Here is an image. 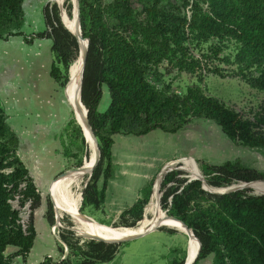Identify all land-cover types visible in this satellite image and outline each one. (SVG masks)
I'll return each instance as SVG.
<instances>
[{
    "label": "trees",
    "instance_id": "obj_1",
    "mask_svg": "<svg viewBox=\"0 0 264 264\" xmlns=\"http://www.w3.org/2000/svg\"><path fill=\"white\" fill-rule=\"evenodd\" d=\"M140 3L142 11L138 12L129 0H114L107 6H102L101 0H80L82 34L89 40L81 96L101 149V160L82 191V212L89 205L100 210L106 201L113 174L115 135L144 136L154 130L176 133L193 120L207 119L216 122L239 144L264 148V115L244 119L224 102L205 94L199 85L208 74L225 76L228 71L221 67L224 64L231 67L232 77L264 91V0ZM24 12V0H0V40L15 36L29 43L36 38L50 39L55 55L51 76L65 87L81 59L76 38L62 24L56 4L44 9L46 29L31 35L22 31ZM204 46L206 51L202 52ZM197 51L200 56L195 54ZM164 62L179 72L198 73V84L186 93L163 85L159 67ZM104 88L110 104L100 111ZM74 123L85 144L81 127L75 120ZM18 147L19 138L9 129L0 99V264H12L19 256L27 264L36 238L33 215L42 198L17 155ZM88 161L87 158L84 166ZM200 170L206 183L218 191L228 190L220 187L235 182L264 179L262 172L241 159L217 165L201 162ZM181 174L182 171H172L165 175L161 207L185 222L201 242L195 264L211 255L214 264H264V195H251L248 190L211 193L202 188L201 181L178 177ZM169 183L173 184L167 187ZM149 188L121 214L123 227H136L143 219L151 195ZM57 193L62 194L59 189ZM50 196L54 204V193ZM17 198L20 204L30 203L29 226L25 230L19 211L12 205ZM47 219L54 225L50 202ZM168 231L177 233L172 228ZM73 236L68 229L60 234L68 247L66 258L56 262L47 257L41 264L110 263L122 245L87 240L82 246L79 238L73 242ZM9 247L17 251L6 255ZM185 258L186 250L181 257L172 258L170 264H184Z\"/></svg>",
    "mask_w": 264,
    "mask_h": 264
},
{
    "label": "rangeland",
    "instance_id": "obj_2",
    "mask_svg": "<svg viewBox=\"0 0 264 264\" xmlns=\"http://www.w3.org/2000/svg\"><path fill=\"white\" fill-rule=\"evenodd\" d=\"M75 1L76 0H65L63 4V7H65L70 14V20L74 22V24H76V16L73 6ZM113 1L114 0H101V3L102 6H107L113 3ZM129 1L131 2L132 7L138 12L142 11L140 0ZM54 4H56L61 11L59 4H57L54 0H47L45 3V5L48 6H52ZM13 42L14 39L12 37L8 40H0V98L5 102L6 121L9 129L19 138L17 155L29 170V175L32 176L37 187V191L41 194L42 198L41 205L34 211L33 215V222L35 225L36 219V227L39 231V236L34 240L32 255L38 256L41 252H43V250H52L50 254L42 258L40 264L44 262L47 257H51L56 262H61L64 258H66L69 251L66 244L62 241L60 234L63 230L73 228L74 224L67 214L60 216L59 221L56 220L55 207L66 191H68L72 186V181L76 173L85 167L84 163L87 158L89 159V145L86 144V142L85 144L83 143L82 137L78 133L74 123L75 120L76 123L81 126L74 111V108L77 105V99L75 89L72 84L73 81L70 77V82L66 84L65 87H61L60 89V95H63V104L59 106V108H61L60 114L63 119L67 118L66 122L63 125L59 124L58 126L51 127V125L44 122L42 118H37L43 125L41 127L45 128V130L39 128V130L42 129L41 133L44 135L38 134L40 132L37 133V130L35 129L33 130V122H35V120L31 122L29 121V118H24L29 122L28 124L24 123L23 116L20 115L19 109L13 106L10 100L12 93L10 85L13 71L12 65L19 56L15 51L16 49L13 46ZM205 51L206 46H204L202 52ZM195 54L200 56L199 51L195 52ZM221 67L224 70L227 69L228 71V73H225V76L208 74L204 81L199 84L205 91V94L224 102L228 108L238 112L244 119L254 120L256 116L264 115V91L250 87L238 77H232L229 72L231 71V67L224 64L221 65ZM159 71L161 72L160 79L162 84L170 86V88L174 91L186 93L188 88L198 84V73L192 75L187 72H179L167 62L160 65ZM156 85L159 86L157 83ZM109 104L110 96L107 89L104 88V94L99 110L105 111ZM82 134L85 138L83 131ZM117 136L118 135L114 136V141L124 139L121 138L123 135H120V137ZM130 136L133 135L125 136V144L136 145V141L140 139L136 140ZM45 137L46 139H44ZM160 137L156 134L148 138L152 142L156 141L158 147L155 152L162 158L163 162L166 160V165L164 164V168L160 173H156L153 176L152 183L143 189V194L141 193V197H143L150 189L149 187H151L150 194L153 192L152 197L150 195L151 200L149 197L150 201L145 210V217L152 208H154V210L151 217H156L158 215L159 209L154 206V195L156 193L160 202V209L163 215H167V211L161 207L160 193L164 192L162 183L159 190L161 176L165 169L166 173L164 174V177L169 172L182 171V174L178 177L185 178L190 181L191 177H197L200 175L198 166L200 168L201 162L217 165L229 160L241 159L252 169H256L264 174V148L249 147L239 144L238 142L230 139L222 131L221 126L212 120L196 119L191 121L190 124L185 125L176 133H168V138L163 139ZM47 141L52 144L50 148L46 146L48 144ZM43 143H45L44 145L46 147H44ZM79 165H82V168L80 170H76ZM67 170H69L68 174L62 176L59 180L57 177ZM132 170L138 171L137 168ZM129 173H131V171ZM48 176L53 177L49 184L45 181ZM89 177L91 178V174L88 175L87 179L84 181L82 191L85 188L86 183L89 182ZM129 178V176L125 177V183H127ZM259 180V183H264V179ZM101 183L102 181L100 184ZM172 184L173 183L167 184V187ZM240 184L244 183L235 182L227 187L220 188L229 189ZM250 187L251 188L249 189L241 188L240 190H248L251 195L264 193V186L250 185ZM58 189L62 192L61 195L57 193ZM52 192L54 193V204L50 196ZM56 195L58 196L55 200ZM49 202L53 206L55 223L54 225H49L47 227V231L44 232L42 231V218H46L47 216ZM82 204L83 200L81 208L83 207ZM129 204L130 203H125V210L132 206ZM12 205L19 211L23 229H27L29 226L31 212L30 203L26 202L25 204H20L17 198L15 201H12ZM81 208L80 215L85 222H91L112 228H117L114 227V225L118 227L123 226L120 218L121 214H117V212L110 213L113 208L109 205L103 207L104 212L102 208L97 210L94 206L90 205L84 207L83 212L81 211ZM81 212L90 216L93 220L86 221ZM168 229L171 228L162 226L156 231L150 232L140 238L122 243L119 248V252L113 261L103 264H170L172 258H179L182 256L183 251L187 249L188 244L191 248V242L189 236L182 230L172 228L177 230V233H171ZM45 234H48V237H46ZM73 234V242L79 238V245L84 246L87 239L77 237V233L74 230ZM14 249L17 248L14 247ZM176 250H179V252L176 253ZM14 253L15 252L9 254L8 248L6 255H12ZM29 262L30 259H28V262L26 263L31 264ZM23 263V259L20 256L14 258L12 262V264ZM198 264H214V256L211 255L198 262Z\"/></svg>",
    "mask_w": 264,
    "mask_h": 264
},
{
    "label": "crops",
    "instance_id": "obj_3",
    "mask_svg": "<svg viewBox=\"0 0 264 264\" xmlns=\"http://www.w3.org/2000/svg\"><path fill=\"white\" fill-rule=\"evenodd\" d=\"M46 2L47 0H24L25 12L22 31L26 35L42 32L46 29L44 18ZM12 38L14 39L13 46L19 56L12 65L11 104L19 109L23 119L29 118L31 122L35 120L33 122V130H37V133L40 132L38 134H42L41 130H45V128L41 127L43 125L37 118H42L51 127L59 124L63 125L67 118L63 119L61 117V108H59L63 104V95H60L62 86L51 76V67L55 62L51 40L36 38L29 43L22 36ZM2 103L4 105L5 102L2 101ZM26 119H24V123L28 124L29 122ZM39 128L42 129L39 130ZM156 134L159 137L161 136L160 138H168L167 132L154 130L144 136H130L136 140L140 139L136 141V145H126L125 135L121 137L124 139L114 141L112 146L114 173L107 186L106 201L102 206L103 212V207L109 205L113 208L110 213L117 212V214H122L125 211V203H130V206L133 205L141 197L143 189L152 183L153 176L163 170L166 160L163 162L162 158L155 152L158 147L156 141L152 142L148 139ZM117 137H120V135ZM46 146L50 148L52 144L48 143ZM46 146L44 145V147ZM135 168L138 171L134 170V172L132 170ZM130 171L131 173H129ZM126 176L130 177L127 183H125ZM46 179L45 181L49 184L53 177L48 176ZM42 222V231L45 232L50 225L47 216L42 218ZM34 227L36 237H38L39 231L36 227V219ZM45 236L48 237V234H45ZM16 251L17 249H14V247H9V254ZM51 252L52 250H43L38 256H33L31 250L26 262L30 259L29 263L40 264L42 258Z\"/></svg>",
    "mask_w": 264,
    "mask_h": 264
},
{
    "label": "bare ground",
    "instance_id": "obj_4",
    "mask_svg": "<svg viewBox=\"0 0 264 264\" xmlns=\"http://www.w3.org/2000/svg\"><path fill=\"white\" fill-rule=\"evenodd\" d=\"M54 1L57 4H59V6L61 7L62 17L64 19V23H65L66 27L71 31L77 30V24L75 25L74 22H72L70 20V14L68 13L67 9L65 7H63L65 0H59L60 3L58 0H54ZM76 4L77 3L75 1V3L73 4L75 13H76ZM76 19H77V13H76ZM80 41H81L82 46L85 47L87 44V41L84 39H80ZM81 63H82V60L80 59L78 66L73 71L71 80L73 81L72 84H73V87L75 89L76 99H77V105L75 106L74 111H75V115L77 117V120L83 129L85 139H87V144L89 145V161H88V164L82 170H80L76 173L75 177L73 178L72 186L70 187V189L68 191H66V193L62 196V198L57 203V205L55 203V205H56L55 209L58 213V216L60 217L63 214H67L71 218V220L74 224V227H75L74 231L78 235H95V236L97 235L99 237H102V238H105L108 240H112V238H115V239L122 238V237H125L127 235H131V234L138 233L141 231H146L148 229L153 228L154 226H159V220L161 218H163L165 215H163V213L160 209V202H159L158 196L156 195L157 193L154 195V206H155V208L159 209L158 215L156 217H151L152 212L154 210V208H152L151 211L148 213V215L136 227H123V226L117 227V228L105 227L103 225H99V224H95V223H91V222H85L80 215V208H81V203H82V197H81L82 185H83L84 181L87 179L88 175L91 174L92 169H93V165L95 163V157H96V155H95L96 144H95L94 139L91 137L88 129L85 127L86 111H85V107L83 106V103L81 102V98H80ZM199 176H197V177H199ZM197 177L193 176L191 178H197ZM60 179H61V177L59 178V180ZM252 184L264 185V183L251 182L248 185L247 184H240L237 186H233L231 189L240 190L241 188H247V187L249 189V188H251L250 185H252ZM239 186L240 187L242 186V187L240 188ZM217 189L218 188H215L213 190L216 192H223V191H218ZM159 190H160V188H159ZM81 214L84 216V219L86 221H89L86 218V216H87L86 214H84L82 212H81ZM162 226L180 229L184 233L187 234V231L184 228V226L181 223L175 222L173 220H166L165 222L162 223ZM188 236H189V239L191 242V248H190L191 258H190V260H192L197 254L198 244H197V241L195 239V236H190V235H188ZM109 237H112V238H109Z\"/></svg>",
    "mask_w": 264,
    "mask_h": 264
},
{
    "label": "water",
    "instance_id": "obj_5",
    "mask_svg": "<svg viewBox=\"0 0 264 264\" xmlns=\"http://www.w3.org/2000/svg\"><path fill=\"white\" fill-rule=\"evenodd\" d=\"M76 13H77V30L75 31H71L69 30L65 23H64V19L62 17V11H60V18H61V22L62 24L64 25V27L73 34V36L76 38L77 42H78V46H79V54L78 56L80 55L81 56V60H82V63H81V83H80V98H81V102H82V96H81V93H82V84H83V73H84V70H85V66H86V62H87V56H88V48H89V40L84 38L83 37V34H82V28H81V21H80V0H76ZM60 7V6H59ZM61 8V7H60ZM80 39H84L87 41V44L86 46H82L81 44V41ZM71 68V66H70ZM70 68H69V71H70ZM83 103V102H82ZM83 106L85 107V105L83 104ZM85 110H86V115H85V127L88 129L91 137L94 139L95 141V163L93 165V169H92V172H91V175L93 174V171L95 170V168L98 166L100 160H101V149L99 147V143H98V140L96 138V135L94 133V130H93V127L91 125V122H90V119L88 117V109L85 107ZM81 127V126H80ZM82 130V128H81ZM83 131V130H82ZM85 142L87 144V139H85ZM196 161V160H195ZM197 163V162H196ZM198 165V164H197ZM82 168V166H79L76 168V170H80ZM198 169H199V173H200V176L197 177V178H191V180H199L202 182V188L208 192H211V193H215V194H226V193H230V192H234V191H237V190H234V189H229V190H225L223 192H216L214 191L213 189L215 188H212L210 187L206 181H205V177L204 175L202 174L199 166H198ZM69 170L67 171H64L63 173H61L57 178H60L62 176H65L66 174H68ZM166 173V169L164 171V173H162V176H161V180H160V186H161V183H162V180L164 178V174ZM257 181V180H256ZM251 182H255V181H250V182H242L244 184H249ZM88 183V182H87ZM87 183L85 185V187L87 186ZM212 188V189H211ZM248 188V187H247ZM153 190H154V187H153ZM153 194V192H152ZM152 194H151V197H152ZM161 197L163 195V192L160 193ZM258 195H264V193L262 194H258ZM81 197H82V200H83V192H81ZM151 197H150V200H151ZM161 199V198H160ZM52 200V199H51ZM149 200V201H150ZM148 201V203H149ZM53 202V201H52ZM148 203L146 204L145 208H144V216L143 218L145 217V210H146V207L148 205ZM55 212H56V220L59 221V216H58V213L55 209ZM86 218L88 220H93V218L89 217L88 215L86 216ZM143 220V219H142ZM141 220V221H142ZM166 220H173L175 222H178V223H181L184 228L186 229L187 231V234L190 235V236H195L194 233H193V230L183 221L171 216V215H166L164 216L163 218H161L159 220V226H154L153 228L151 229H148L146 231H141V232H138V233H134V234H131V235H127L125 237H122V238H117V239H112V240H108V239H105V238H102V237H99V236H95V235H78L76 234L77 237H83L87 240H95V241H99V242H105V243H111V244H122V243H125V242H129V241H132V240H135L137 238H140L150 232H153V231H156L157 229H159L160 227H162V223L165 222ZM140 222V221H139ZM139 222L137 223V225L139 224ZM71 231L75 230V227L69 229ZM195 239L197 241V244H198V250H197V254L196 256L190 260L191 258V253H190V245L188 244L187 245V249H186V258H185V262L184 264H195L197 259H198V256H199V253H200V250H201V242L199 241V239L195 236Z\"/></svg>",
    "mask_w": 264,
    "mask_h": 264
}]
</instances>
